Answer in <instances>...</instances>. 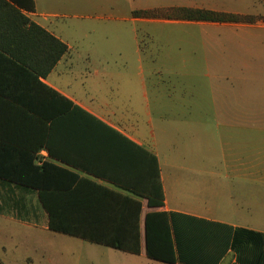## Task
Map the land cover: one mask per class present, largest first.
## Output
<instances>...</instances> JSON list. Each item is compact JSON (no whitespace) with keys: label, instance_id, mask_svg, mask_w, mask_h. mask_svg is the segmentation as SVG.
I'll list each match as a JSON object with an SVG mask.
<instances>
[{"label":"crops","instance_id":"0c3cea01","mask_svg":"<svg viewBox=\"0 0 264 264\" xmlns=\"http://www.w3.org/2000/svg\"><path fill=\"white\" fill-rule=\"evenodd\" d=\"M6 1L68 51L38 80L34 42L24 61L7 51L15 26L0 3V168L23 151L61 168L46 191L53 215L130 240L137 229L138 252L110 246L129 257L158 260L145 222L164 212L176 259L158 261L264 264V0ZM171 8L253 18L134 14ZM153 154L164 202L151 207ZM50 217L38 189L0 177V218L35 227V264L51 255L49 237H80Z\"/></svg>","mask_w":264,"mask_h":264},{"label":"trees","instance_id":"16d2710c","mask_svg":"<svg viewBox=\"0 0 264 264\" xmlns=\"http://www.w3.org/2000/svg\"><path fill=\"white\" fill-rule=\"evenodd\" d=\"M2 9H5L6 15L13 22L14 31V48L10 46L7 51L10 55L18 60L24 61L18 54L19 51L27 49L33 42L35 43V53L39 59L35 63V77L39 80V76L45 77L55 66V64L68 51V45L62 40L54 36L48 30L39 24L31 21L18 8L6 0H0ZM136 16L142 15H162L170 18H184L194 20H211V21H248L253 17L238 15L226 12H217L206 9L197 8H171L161 9L158 11L137 10L134 12ZM16 23V24H14ZM40 84L47 87L40 81ZM69 104H72L68 101ZM73 105V104H72ZM79 109L78 107H75ZM81 110V109H79ZM93 121L102 123L108 129L109 126L99 121L91 114L82 110ZM45 145V143H44ZM41 146V145H40ZM47 146V144H46ZM41 147H38V149ZM17 157L19 164L15 168H0V177L11 182H15L29 188H36L40 192V198L44 206L50 213L49 226L52 230L64 232L71 235L80 236L99 244H105L116 248L139 251V231L130 235L134 238L128 239L127 234L112 235L110 233H94L89 229L87 223L94 222L96 219H65L54 216L52 207L46 201V191L50 186V179L55 171L61 168L55 166L52 162L44 161L42 164L35 163L37 154L32 151L20 152ZM153 180L150 192L147 193L148 204L151 207L161 206L164 202L163 187L158 171V160L153 154ZM139 210L141 208L138 203ZM106 220V219H105ZM146 246L147 253L151 258L174 263L176 259V250L173 236L167 214L164 212H148L145 222Z\"/></svg>","mask_w":264,"mask_h":264},{"label":"rangeland","instance_id":"374dc122","mask_svg":"<svg viewBox=\"0 0 264 264\" xmlns=\"http://www.w3.org/2000/svg\"><path fill=\"white\" fill-rule=\"evenodd\" d=\"M129 64L137 65L136 62ZM159 64L156 62L154 65ZM36 232L32 225L0 218V264L1 261L4 264H35V250L42 246L39 238L35 236ZM52 239L49 237L51 255L46 256L39 264H164L141 256L129 257L121 250L91 243L80 237L55 234Z\"/></svg>","mask_w":264,"mask_h":264},{"label":"built area","instance_id":"2783aa9c","mask_svg":"<svg viewBox=\"0 0 264 264\" xmlns=\"http://www.w3.org/2000/svg\"><path fill=\"white\" fill-rule=\"evenodd\" d=\"M43 161H44L43 158H40V159H39V162H40V163H43Z\"/></svg>","mask_w":264,"mask_h":264}]
</instances>
